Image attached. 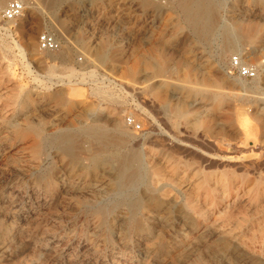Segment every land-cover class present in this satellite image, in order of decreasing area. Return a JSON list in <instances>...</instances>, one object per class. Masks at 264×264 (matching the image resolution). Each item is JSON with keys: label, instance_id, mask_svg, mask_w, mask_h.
Masks as SVG:
<instances>
[{"label": "rangeland", "instance_id": "1", "mask_svg": "<svg viewBox=\"0 0 264 264\" xmlns=\"http://www.w3.org/2000/svg\"><path fill=\"white\" fill-rule=\"evenodd\" d=\"M31 1L0 47V264H264V0H212L202 33L177 0Z\"/></svg>", "mask_w": 264, "mask_h": 264}, {"label": "bare ground", "instance_id": "2", "mask_svg": "<svg viewBox=\"0 0 264 264\" xmlns=\"http://www.w3.org/2000/svg\"><path fill=\"white\" fill-rule=\"evenodd\" d=\"M6 1L7 0H0V6H4ZM177 1L179 2L181 9L183 10L186 21L189 23L190 26H192L195 30L199 31L200 33L205 31V29L215 30L219 26L218 15L215 7L212 4V0H177ZM240 27L241 24L239 23L238 28ZM8 32L14 33L15 29H13L9 23H3V26L0 27V47L7 46V43L5 44V41L8 39V36L4 33H8ZM229 36L230 35L226 33L225 38L227 39L228 43H230L229 45H231ZM17 47L20 50L22 56L24 57L26 55V49L19 45H17ZM174 114L175 117H182L183 111H180V109L179 110L176 109ZM114 129L118 131L121 134V136H125L126 132L124 130V126L122 125V123L116 121L114 124ZM106 130L100 129L94 131L93 133L90 134V139L93 141H97L103 148L122 147L121 142L124 141L123 138L122 139L115 138L111 136ZM60 140L64 144L63 150L66 153L72 154L73 156H77L78 153L83 150L81 142L72 134L67 133L60 135ZM118 160L119 163L116 169V174L120 182L126 187L138 182L140 176V170L137 167V162L139 159L133 158L131 155H126V156H120Z\"/></svg>", "mask_w": 264, "mask_h": 264}, {"label": "built area", "instance_id": "3", "mask_svg": "<svg viewBox=\"0 0 264 264\" xmlns=\"http://www.w3.org/2000/svg\"><path fill=\"white\" fill-rule=\"evenodd\" d=\"M32 4L31 0H10L2 11L3 22L9 23L14 29L16 23L24 17ZM38 48L42 52L55 53L62 49V42L55 33L44 31L38 37ZM79 61H82V59L80 58ZM231 67L233 71H237L238 75L244 79H253L257 75V70L244 65L239 56L231 58ZM126 125L136 133L145 131L144 120L138 119L134 113H129L126 116Z\"/></svg>", "mask_w": 264, "mask_h": 264}]
</instances>
